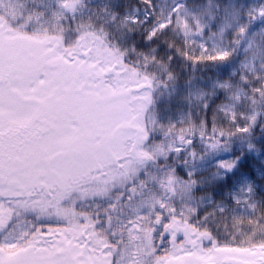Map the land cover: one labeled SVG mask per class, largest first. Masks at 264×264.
Listing matches in <instances>:
<instances>
[{
  "label": "snow or ice",
  "instance_id": "obj_1",
  "mask_svg": "<svg viewBox=\"0 0 264 264\" xmlns=\"http://www.w3.org/2000/svg\"><path fill=\"white\" fill-rule=\"evenodd\" d=\"M0 264H264V0H0Z\"/></svg>",
  "mask_w": 264,
  "mask_h": 264
}]
</instances>
